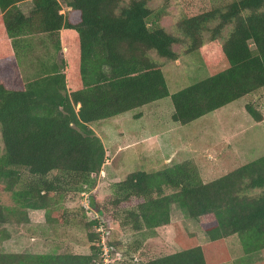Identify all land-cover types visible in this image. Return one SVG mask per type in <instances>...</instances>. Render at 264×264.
<instances>
[{
    "label": "trees",
    "instance_id": "1",
    "mask_svg": "<svg viewBox=\"0 0 264 264\" xmlns=\"http://www.w3.org/2000/svg\"><path fill=\"white\" fill-rule=\"evenodd\" d=\"M155 1L0 0V62L19 68L34 37L53 46L33 76L25 79L14 70L0 78V264L102 263L100 224L110 230L109 264H225L232 259L229 237L239 239L243 256L264 250V156L207 183L192 161L129 174L111 185L109 201L90 202L100 216L87 225L93 229L90 254L2 249L11 237L9 223H30L28 211L42 210L54 228L63 221L60 197L96 187L107 150L94 123L170 97L172 121L186 126L264 90V0H236L197 12L186 8L178 35L160 23L171 0L158 9L151 7ZM27 2L28 14L20 8ZM185 42L214 73L171 95L154 55L176 61L173 47ZM206 46L215 49L207 53ZM245 109L254 121H263L254 104ZM2 193L10 194L13 207L4 206ZM174 204L194 220L214 217L202 224L206 243L176 226L181 250L146 260L120 249L103 219L119 229L155 230L171 225Z\"/></svg>",
    "mask_w": 264,
    "mask_h": 264
},
{
    "label": "rangeland",
    "instance_id": "2",
    "mask_svg": "<svg viewBox=\"0 0 264 264\" xmlns=\"http://www.w3.org/2000/svg\"><path fill=\"white\" fill-rule=\"evenodd\" d=\"M236 0H171L161 25L171 34L178 35V25L185 16V9L197 12L227 5ZM165 0L151 4L158 9ZM31 2L20 5L28 14ZM66 10L63 9L62 13ZM1 14V12H0ZM228 32V31H227ZM226 32V33H227ZM225 33V35H226ZM48 39L33 38V47L20 67L14 69L22 78L33 76L39 61L49 55L53 46ZM178 60L155 59L161 63L170 94L200 82L214 73L206 66L198 51L188 52L187 43L173 47ZM215 47L206 46L209 53ZM66 49L60 54H65ZM14 70L8 63L0 62V78L12 75ZM252 103L262 113L263 121H254L245 106ZM171 98H165L147 106L129 111L119 117L94 123L91 127L102 139L107 160L97 177L96 187L85 193H68L60 197L57 208L64 210L63 221L50 227L46 223L45 211L29 210L30 223L6 227L11 237L2 244L8 253L33 254H90L91 246L87 225L93 216L90 202L93 199L107 202L112 198L111 185L124 180L136 171L155 172L185 161H192L204 182H211L235 169L264 156V90L233 102L203 118L182 126L172 121ZM4 146L0 132V157ZM5 207H13L10 194L2 193ZM88 210L92 214L86 213ZM112 229V241L129 255H142L146 260L173 254L181 250L176 242L179 226L185 235H196L198 241L206 243L208 238L202 224L214 221L213 216L191 219L177 204L172 205L171 225L155 230L133 231L130 227L117 228L106 216L103 218ZM65 221V222H64ZM227 242L234 260L225 264H264V250L243 256V248L237 237ZM244 259L240 261V258Z\"/></svg>",
    "mask_w": 264,
    "mask_h": 264
},
{
    "label": "built area",
    "instance_id": "3",
    "mask_svg": "<svg viewBox=\"0 0 264 264\" xmlns=\"http://www.w3.org/2000/svg\"><path fill=\"white\" fill-rule=\"evenodd\" d=\"M93 215L97 219H99V214L93 211ZM96 232L100 234V240L97 242V246L101 247L102 255L101 258H103V262L99 264H109L112 262V257H111V247L109 245L108 239L110 236V230L103 225L100 224V226L96 227Z\"/></svg>",
    "mask_w": 264,
    "mask_h": 264
},
{
    "label": "crops",
    "instance_id": "4",
    "mask_svg": "<svg viewBox=\"0 0 264 264\" xmlns=\"http://www.w3.org/2000/svg\"><path fill=\"white\" fill-rule=\"evenodd\" d=\"M237 258H238V257H237ZM233 260H234V257L232 256V259H231V261H233ZM231 261H230V262H231Z\"/></svg>",
    "mask_w": 264,
    "mask_h": 264
}]
</instances>
